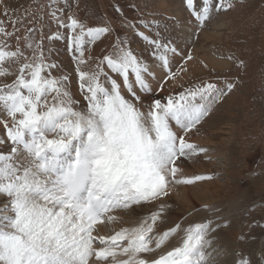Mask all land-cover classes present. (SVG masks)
<instances>
[{"label":"snow or ice","instance_id":"obj_1","mask_svg":"<svg viewBox=\"0 0 264 264\" xmlns=\"http://www.w3.org/2000/svg\"><path fill=\"white\" fill-rule=\"evenodd\" d=\"M181 2L191 33L175 17L171 31L143 15L89 26L73 10L80 0H27L23 8L0 0V15L11 25L0 20V77L8 80L0 83V264H264L213 248L214 234L229 223L223 217L168 223L172 186L213 178L185 173L186 163L208 152L190 133L236 87L201 81L155 96L152 76L176 82L186 72L184 65L173 71L176 58L193 59L185 41L235 6ZM128 33L142 41V51ZM108 37L111 50L93 56L88 45ZM60 40L71 53L79 98L49 49V41ZM144 93L152 94L146 106ZM117 212L138 219L127 226ZM113 224L121 226L101 234Z\"/></svg>","mask_w":264,"mask_h":264},{"label":"rangeland","instance_id":"obj_2","mask_svg":"<svg viewBox=\"0 0 264 264\" xmlns=\"http://www.w3.org/2000/svg\"><path fill=\"white\" fill-rule=\"evenodd\" d=\"M156 1L86 0L85 3V0H80L79 6L73 10L89 26H102L100 21L108 18L115 19L118 16H125L129 20H135L138 16L143 15L148 20L159 19L161 26L168 24V29L171 31V24L168 22L175 16L167 14L165 10L159 8ZM47 2L48 0H31L33 5H44ZM232 2L235 4L234 8L226 12L221 11L214 18L233 22L231 27L224 31L222 42L216 44L214 48V51L221 57H232L231 68L225 71L211 69L208 73L192 77L181 83L182 87L181 85L176 87L175 91L168 87L169 92L162 98L183 91L201 81L217 82L220 86H223L226 81L236 83L232 92L213 104L211 115H209L210 113L208 115L216 119L220 116L224 118L223 124L229 122L232 123L230 125H233L227 129L234 132L233 137H235L232 149L233 160L230 169H222L221 175L224 178L221 180L226 182L227 178L225 177L231 179L232 182H229L231 198H239L243 194L245 196L242 197L244 199L241 201L242 205L236 218H227L229 223L222 228L230 231L237 245L245 246L247 244L249 246L252 244V250L257 253L260 248H264V233L257 231L264 220V0H232ZM26 3L27 0H11L13 7L19 5L23 8ZM178 3L183 7L180 0ZM67 14L68 12L65 13V15ZM218 16L220 17L218 18ZM187 17L188 15L185 14V19L189 21ZM0 20H4L5 26L11 30L7 18L0 15ZM155 30L154 28H140V31L149 33ZM51 33H55V25L52 26ZM45 35H49L47 29ZM128 37L131 39V46L136 51H142V41L132 36L131 33H128ZM197 40L198 38H194V42ZM112 42L113 37L102 38L95 45H88V47L93 56H100L111 50L109 45ZM48 45L51 53L54 54L53 58L61 64L63 71L73 77L72 91L76 93L77 83L73 61L71 53L66 48V42L63 40L49 41ZM185 51L192 55L191 47ZM181 60L184 62L183 59ZM241 60L244 62L243 65L240 64ZM181 63L178 61L174 68L177 69ZM53 75H59V73L54 72ZM164 81L166 83L163 82V88L167 84V80ZM7 82L8 80L5 78L1 81V83ZM197 134L205 135L206 133ZM208 160L201 153L194 163L208 162ZM212 179L215 177L213 176ZM247 252L245 255H249ZM235 253L238 257H240V253L244 254L243 251Z\"/></svg>","mask_w":264,"mask_h":264},{"label":"bare ground","instance_id":"obj_3","mask_svg":"<svg viewBox=\"0 0 264 264\" xmlns=\"http://www.w3.org/2000/svg\"><path fill=\"white\" fill-rule=\"evenodd\" d=\"M156 2H158L157 5L159 8L165 10L167 14L176 17L178 20V28L180 27L181 22H183L185 24L184 31L186 33L193 32V27L188 26L190 21L185 19V14L188 15V13L184 10L181 4L178 3V0H157ZM219 17L220 16H218V18ZM232 23L231 20H222L221 18L213 19L211 23H207L206 26L199 30V37L196 42L193 43L192 40L185 41V43L191 47L193 59L187 62L184 60L183 62L180 57H177L176 60L177 63L178 61L182 62L180 65L185 66L186 72H178V80L176 82L167 80L166 85V81H164L166 78L163 77V73L158 72L156 75L152 76L150 83L155 90V96L157 98H162L163 95H166L169 92L168 87L174 90L186 80L208 73L211 69L225 71L226 69L231 68L233 65L231 64L232 61L228 58L221 57L214 51V48L216 47V44L222 42L224 39V31L228 29V27H231ZM176 64L174 63L173 71H178V68L180 67L178 66L177 69H175L174 67ZM2 79L3 78L0 77V83ZM163 82H165V88L161 91L160 85H163ZM74 84L76 85V83ZM76 88V95L79 96V94H77L78 86H76ZM143 96L145 97L144 105L146 106L151 102L152 94L144 93ZM209 115H211V112ZM209 115L197 125L196 129H193L192 133H190L191 142L208 149L206 154L203 153V157L209 160L208 162L195 164L194 161L197 159L196 157L193 161L186 163L184 171L187 175L204 174L211 175L212 177L214 176L215 179L200 181L195 185H173L170 197L167 198V203L172 205V211L168 217L169 224L171 221H180L184 217H187L192 221H201L205 217L215 219L217 216L225 219H235L238 214L237 212L240 211V206L242 205L241 201L244 199L242 197H245L243 196L244 194L239 198H231V187L229 186L231 179L225 177L227 178L226 182L221 180V178H224L223 175H221L223 172L222 169H230V164L233 160L232 149L234 147L235 137H233L234 132L227 130L233 125H230L232 123L229 122L223 124L224 118L220 116L216 119L213 116L209 117ZM203 132L206 134H197ZM2 133L3 129L0 127V134ZM219 136L221 137L218 138ZM203 205L212 206L214 209H219V211H205L202 208ZM193 209H201V211L194 212L191 217H188V213ZM147 211V209L144 210L145 214H147ZM116 214L123 216V223L127 226H130L138 219L135 215L129 216L122 212H117ZM120 226L121 225L119 224L105 226L100 229V232L101 234H109L110 228L118 229ZM167 226V224L161 225V227ZM260 226V228H257L258 233H264V220ZM214 236L215 240L213 248H216L217 250H225L226 252L227 250L228 252L243 251L244 256H247L249 259L255 257L258 260L264 261V248H260L256 253L252 250V244L249 246H247V244L245 246L240 244L237 245L229 230L221 228L214 234ZM172 243L173 245H177L178 241L174 239ZM208 251H211V249ZM246 251H248L247 253H249V255H245ZM239 258L240 257L238 256L234 257L236 260Z\"/></svg>","mask_w":264,"mask_h":264}]
</instances>
